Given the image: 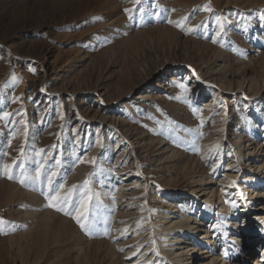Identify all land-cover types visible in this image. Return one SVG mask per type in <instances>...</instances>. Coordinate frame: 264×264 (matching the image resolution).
I'll use <instances>...</instances> for the list:
<instances>
[{
    "label": "rangeland",
    "instance_id": "374dc122",
    "mask_svg": "<svg viewBox=\"0 0 264 264\" xmlns=\"http://www.w3.org/2000/svg\"><path fill=\"white\" fill-rule=\"evenodd\" d=\"M0 40L13 44L19 53H4L0 47V264H22L18 247H10L9 238L23 232L20 203L3 198L10 186L33 189L45 195L50 203L48 197L54 194L45 193L44 185L48 182L43 174L55 173L51 186L59 179L70 183L76 166L82 163L87 166L88 173L77 179L71 192L60 197L61 203L69 197L60 216L79 228L84 237L82 245L88 255L84 264L107 260L101 252L95 254L94 240L106 239L113 233L117 245L125 235L120 229L121 217L109 207L111 198L118 194L114 193L120 186L118 182L124 186L119 190L129 203L125 206L127 211L143 205L150 210L152 219L156 210L167 208L153 193L157 184L166 187L171 183L174 189L182 191L192 186L180 169H168L166 164L158 167L155 161L158 152L154 149L150 148L148 153L135 152L128 146L131 140H125L115 124L116 127L95 119L90 128L84 122L76 126L81 119L77 108L100 111L105 106L103 97H108L113 99L111 109L118 116L124 101L135 102L138 115L133 119L132 131L144 127L146 133L154 134L151 121L158 124L166 137V146H176L200 160L197 170L202 165L200 151L207 149L211 136L220 141L222 135L227 138L220 144V161L213 158L207 168L229 161L235 164L234 148L229 146L231 137L242 136L245 144L241 151L248 148L249 138L264 142L263 133L253 131L245 123L246 115L257 112V96L247 105L238 102L236 96L229 99L227 108L217 97L202 117L205 103L212 98L209 93L201 98L193 88L184 96L172 93L167 85L156 86L161 80L165 84L173 78V69H180L177 75L180 78L188 77L195 68L204 70V60L220 47L232 56L264 54V0H0ZM141 69L150 75L154 71L151 85H138L143 86L139 92L148 89L151 96L136 99L135 86L143 77ZM202 89L197 90L201 95ZM69 93H75L74 98ZM168 106L180 109L177 107L174 112ZM4 113L9 115L5 117ZM222 120L226 122V131L218 129L222 128L219 124ZM259 125L262 127L261 122ZM87 132L90 144L95 137L97 140L104 134L107 137L91 159L81 161L79 157L90 146L85 145ZM108 142L116 146L107 152ZM75 147V155L70 154ZM239 157L242 161L246 158L244 154ZM5 165L9 167L5 169ZM32 168L42 173L34 178L30 174ZM120 168L124 170L120 172ZM241 168L238 184L229 183L228 188L264 185L259 175L255 182L247 180L246 163ZM170 177L173 181L168 183ZM194 195L199 193L191 198ZM81 200H88L87 229H81L73 218ZM121 209L119 204L117 210ZM59 225L52 226L58 231L59 240L49 242L41 262L34 264L54 261V264H83L78 262L80 257L76 259L70 238ZM257 244L249 246L251 252ZM24 245L20 242L19 247L25 248ZM34 246L23 264H33L37 253ZM57 248H63L59 249L61 254L57 252L60 260L59 255L55 256ZM226 248L230 255L228 245Z\"/></svg>",
    "mask_w": 264,
    "mask_h": 264
},
{
    "label": "bare ground",
    "instance_id": "6f19581e",
    "mask_svg": "<svg viewBox=\"0 0 264 264\" xmlns=\"http://www.w3.org/2000/svg\"><path fill=\"white\" fill-rule=\"evenodd\" d=\"M0 47H3L1 49L4 53L19 54L15 51L14 45L7 43L6 40H0ZM203 64L205 65L203 67L204 70L201 68L193 69V72L189 74L191 77L184 76L180 78L177 76L180 69H173L175 70L174 77L170 78L165 84L164 80H161L156 83V86L164 87L167 85L172 93L184 96L188 95L193 88L195 95L201 96V98L206 93H209L212 98L205 103V111L201 115L202 117L206 116L209 112L207 107L217 97H219L217 99L221 98V102L227 108L226 105L229 104V99L231 98L234 100V97L237 96L236 99L238 102L247 105L254 96H257L259 100L257 112L254 115H246L245 123L246 126H251L253 131L259 130L262 132L264 137V54L247 57L243 54L234 53L232 56V54H227L224 47H220L213 53V56L207 57ZM233 65H235V69L232 68ZM197 66H200V64ZM159 67L157 68L159 69ZM157 68L156 70H158ZM141 72L143 77L135 86V89H137L136 93H138L136 99H145L151 96L148 89L139 92L138 90L143 86L139 87L138 85L141 83L149 84L154 71L151 75L144 69H141ZM199 88L204 89H202V95L200 91H197ZM54 91L61 92L58 89ZM74 94H70L71 98H74ZM104 98L102 101L105 106L100 111L90 112L88 110L89 112H86L82 111L85 110L83 108L82 110L77 108L81 119L76 121V126L84 122L86 127L90 128L95 119H98L100 122L115 124L118 127L120 135L127 141L128 139L131 140L128 146L134 149L135 152L141 151L140 153H148L150 148L154 149L158 152L155 158V161L158 162V167L166 164L168 169H174L175 171L180 169L183 174L187 175L186 177L190 180L192 186L186 191L174 189L171 183H169V181H173L171 177L168 179L170 185L164 187L157 184V188L153 193L167 208L156 210V217L152 219L150 210L143 205H139L135 211H127L128 208H125V206L129 203L119 190L124 186L121 185V181L118 182L120 186L114 191V193L117 192L118 194L111 198L109 207L121 217L120 224L123 223V225L120 226V229L125 235L117 245L114 243L113 233L106 239L98 240L96 238L97 240H94L93 243L96 250L95 254L101 252L107 260L104 263H101V260L98 263L96 261L93 263L263 264L264 224L260 222L264 221V185L250 188L241 185L238 186L237 190H234L228 188L227 184H238L237 180L240 176L241 166L244 163L247 165V180L255 182L257 175H259L264 181V142H255V137L249 138L247 140L248 148L241 151V147L244 148L245 144L242 136L237 135L231 137L229 139V146L234 148L235 164L229 161L227 164L207 168L206 166L211 163L213 158H217L220 161L222 157V146L220 144L222 140L227 138L226 135H222L220 141L219 139L215 140L211 136L210 143L207 144V149L204 152L200 151V154H202V165H199L200 168L197 170V160L198 162L200 160L196 159L197 157H191L189 152H185L182 149L179 150L176 146H166V137L158 124H153L151 121L152 125H150L154 128V134L153 132L152 134L146 133V130L143 129L144 127L140 130L132 131L131 125L133 119L138 115V107L135 102L124 101L121 112L116 116L112 112L113 109H111L113 99H109L108 97L107 99ZM177 107L179 108V106H173L175 109L172 107L169 108L174 111ZM235 107L236 105L233 107V110H235ZM182 111L187 112L185 108H182ZM260 122L262 123V127L259 125ZM219 124L222 125V128L218 129L223 131L227 130L225 120H222ZM106 137L107 134H104L100 140H97L95 137L93 143L90 144L87 132L85 145L89 143L90 146L89 149H85V154L79 157L80 160L91 159V155L97 151L100 142L102 139H106ZM85 145L81 144V147ZM115 146L108 142L105 151L112 150ZM77 148H71L70 154L75 155ZM241 154L246 156L244 161L239 157ZM228 155L230 156L231 154H225V156ZM32 169L30 174L34 178H37L42 173L38 169ZM122 170L124 169H119L120 172ZM87 173L88 168L85 164L77 165L74 169V174L70 177V183L56 179L57 182L55 185L51 186L53 194L55 195L58 190L60 197L61 195L65 196L77 184V179L84 177ZM43 176L46 182H48L51 178L53 180L54 175L44 173ZM44 186L46 188L45 193H49V184L46 183ZM5 193V197L3 198L6 201L19 202L21 205L19 216L23 222V232L16 237L11 236L9 240L10 247H18L17 254L22 264L25 263L34 245H36L37 253L34 257L33 264L41 262L42 252L46 250V245L49 242L57 243L58 231L52 229L53 224L56 225L57 223L60 224L61 231L64 230V233H67V236L70 238L72 249L76 252V259L78 257L81 258L78 262L86 263L88 261L86 259L88 256L86 255V248L82 245V239L84 237L82 236L81 230L75 228L66 218H62L60 211L55 210L54 207H49V202L45 195L38 194L33 189L22 190L13 186H10ZM195 193H199V195H194L191 198V195ZM22 201H24V205L21 204ZM56 203L54 201V204ZM119 204L122 205L121 210H117ZM256 211L261 213H255ZM219 234L222 235L221 238L218 237ZM258 241L259 243L257 244ZM20 242H24L25 248L19 247ZM255 242L257 245L251 252L249 246L252 247ZM227 245L231 252L230 255H227ZM59 249L62 250L63 248ZM59 249L55 252V256L59 255L60 260L61 252ZM247 249L249 250L247 251ZM58 251L60 254L57 253ZM54 262H50L49 264H54Z\"/></svg>",
    "mask_w": 264,
    "mask_h": 264
},
{
    "label": "snow or ice",
    "instance_id": "6c2138e0",
    "mask_svg": "<svg viewBox=\"0 0 264 264\" xmlns=\"http://www.w3.org/2000/svg\"><path fill=\"white\" fill-rule=\"evenodd\" d=\"M3 115L5 117H7L9 114L8 113H4ZM8 167H9L8 165L4 166L5 169H7ZM53 175H55V173H53ZM8 178L9 179H13V177L11 175H9ZM21 183H23V180L21 181ZM48 184H49V192L51 193L53 191L52 188H51V185H52L51 179H49ZM85 184H87V181H85ZM86 195H87V193H85V196ZM48 199L50 201L49 207H54L55 210H57V211H61V212L65 211L64 204H67L68 201L65 198L64 201L61 203L58 190H57L55 195H51L50 194ZM88 199H90V197ZM52 201H56L57 204H59L60 206L57 207V205L53 204ZM233 206H235V205H233ZM87 207H88V200H81L80 204L77 207L76 214L73 217L75 219L76 223L81 227V229H87V227H88V225L85 223V221L87 220V215H86ZM260 223L264 224V221H261Z\"/></svg>",
    "mask_w": 264,
    "mask_h": 264
}]
</instances>
